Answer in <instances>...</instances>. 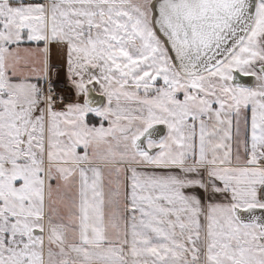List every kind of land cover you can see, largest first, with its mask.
<instances>
[{
	"label": "snow or ice",
	"instance_id": "snow-or-ice-1",
	"mask_svg": "<svg viewBox=\"0 0 264 264\" xmlns=\"http://www.w3.org/2000/svg\"><path fill=\"white\" fill-rule=\"evenodd\" d=\"M0 264H264V0H0Z\"/></svg>",
	"mask_w": 264,
	"mask_h": 264
},
{
	"label": "crops",
	"instance_id": "crops-1",
	"mask_svg": "<svg viewBox=\"0 0 264 264\" xmlns=\"http://www.w3.org/2000/svg\"><path fill=\"white\" fill-rule=\"evenodd\" d=\"M52 64H53V71H52V79L55 83L65 85V75H64V69L61 65V62L58 60L55 51L52 53ZM56 66H59V75L57 78V73H56Z\"/></svg>",
	"mask_w": 264,
	"mask_h": 264
},
{
	"label": "built area",
	"instance_id": "built-area-1",
	"mask_svg": "<svg viewBox=\"0 0 264 264\" xmlns=\"http://www.w3.org/2000/svg\"><path fill=\"white\" fill-rule=\"evenodd\" d=\"M55 84H56L57 89H58L59 91H64V89H65V86H64V85L59 84V83H55Z\"/></svg>",
	"mask_w": 264,
	"mask_h": 264
},
{
	"label": "water",
	"instance_id": "water-1",
	"mask_svg": "<svg viewBox=\"0 0 264 264\" xmlns=\"http://www.w3.org/2000/svg\"><path fill=\"white\" fill-rule=\"evenodd\" d=\"M252 82L250 81V84H251ZM99 99V98H98Z\"/></svg>",
	"mask_w": 264,
	"mask_h": 264
},
{
	"label": "rangeland",
	"instance_id": "rangeland-1",
	"mask_svg": "<svg viewBox=\"0 0 264 264\" xmlns=\"http://www.w3.org/2000/svg\"><path fill=\"white\" fill-rule=\"evenodd\" d=\"M52 62V61H51Z\"/></svg>",
	"mask_w": 264,
	"mask_h": 264
}]
</instances>
